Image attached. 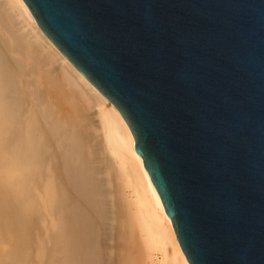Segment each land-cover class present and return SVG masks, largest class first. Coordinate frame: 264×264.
Wrapping results in <instances>:
<instances>
[{
  "label": "water",
  "instance_id": "water-1",
  "mask_svg": "<svg viewBox=\"0 0 264 264\" xmlns=\"http://www.w3.org/2000/svg\"><path fill=\"white\" fill-rule=\"evenodd\" d=\"M118 110L189 264H264V0H23Z\"/></svg>",
  "mask_w": 264,
  "mask_h": 264
},
{
  "label": "bare ground",
  "instance_id": "bare-ground-1",
  "mask_svg": "<svg viewBox=\"0 0 264 264\" xmlns=\"http://www.w3.org/2000/svg\"><path fill=\"white\" fill-rule=\"evenodd\" d=\"M0 179V213L43 236L10 264H189L126 122L23 0H0Z\"/></svg>",
  "mask_w": 264,
  "mask_h": 264
},
{
  "label": "rangeland",
  "instance_id": "rangeland-1",
  "mask_svg": "<svg viewBox=\"0 0 264 264\" xmlns=\"http://www.w3.org/2000/svg\"><path fill=\"white\" fill-rule=\"evenodd\" d=\"M0 180H2V179H0ZM0 205H1V202H0ZM1 206H2V205H1ZM0 209H2L1 211L3 212V206H2V208H0ZM1 211H0V212H1ZM2 212H1V213H2ZM1 213H0V215H1V217H2V215H3L4 213H3V214H1ZM3 216H4V217H7V218L10 217L9 220L12 218L11 216H6V215H3ZM4 217H3V218H0V219H4ZM13 217H14V216H13ZM7 218H6L7 221L4 219L6 222L0 220V231H1V232H0V241H3V242H4V243H3V242L0 243V264H5V262H6L7 264H10L9 261L11 262L14 258L11 260V259H9L8 256H11L13 253H15L14 251H16V250H17V252H18V249H17V248H20V247H19V246H20V243H19V242H23V241H25V238H26V241H27L28 238H30V235H32V234L29 235V232H30L31 230H29L28 228L25 229V227L22 228V229H20V228L17 229L16 226H15V223H14L13 221H11V220L9 221ZM12 220H13V219H12ZM1 221H2V222H1ZM3 222H4V223H3ZM7 222H8V223L10 222V223H12V224L9 223V224H10V225H9V224H7ZM13 223H14V224H13ZM41 224H42V222H41ZM6 225H7V226H6ZM9 226H10V227H9ZM14 227L16 228V230H17L19 233L16 232V230L14 229ZM17 227H18V226H17ZM6 228H7V229H6ZM2 230H3V232H2ZM4 230H5V232H4ZM19 230H24V233H23V234H25L26 230L29 231V232H27V234H26L27 237H25V235H24V239H23V241H22V238H23V237H21V233H20ZM41 230H42V229H41ZM41 230H40V231H41ZM33 231H34V230H32L30 233H32ZM6 232H7V233H6ZM11 232H15L16 234H15V233H12V234H11ZM22 232H23V231H22ZM37 232H38V231H37ZM37 232H36V233H37ZM2 233H4V234H2ZM34 233H35V232H34ZM34 233H33V234H34ZM38 233L41 234V232H38ZM14 234H15V235H14ZM23 234H22V236H23ZM40 234H35V235H37V236L39 237ZM42 234H43V233H42ZM1 235L5 236L6 238L4 237V239H2L3 237H1ZM10 235H11V236H10ZM28 235H29V237H28ZM35 235H32V237H34ZM8 236H9V237H8ZM15 236H16V237H20L19 240L17 239L18 242H17V240L15 241V239H16ZM11 237H13L12 240H11ZM32 237H31V238H32ZM38 237H35V238L39 239ZM14 238H15V239H14ZM31 238H30V239H31ZM35 238H34V241H33V240H30V239H29L28 241H29V242H32V241H33V243H34V242H38V243H39V240L41 241V239L43 238V236L40 237L41 239H39V240H36ZM1 239H2V240H1ZM5 239H6V241H5ZM20 239H21V240H20ZM7 240H9V242H8ZM13 240H14V241H13ZM26 241H25V243H26ZM16 242H17V243H16ZM5 243H6V244H5ZM10 243H14L15 245H14V244H10ZM18 243H19V245H18ZM25 243H24V242L22 243V246H21L20 249H22V250L25 249V247L27 246V245H26L27 243H26V244H25ZM38 243H37V245H36V243L32 244V246H33L32 248H33V249L31 248V250L29 249V247H30V245H31V244H30L28 247H26V250H27V248H28L29 250H28V251H25V254L22 253L21 256L18 255V257H17V256H14V257H15V260L19 258L18 260L20 261V260H21V257H22L23 255H24L23 257H26L25 255H27L28 253H29L30 255H29V256L27 255L26 259L29 258L30 256H33L32 253H30V252H31L32 250H33V251L36 250L35 253H37V251H38ZM4 244H5V245H4ZM7 244H8V245H7ZM17 245H18V246H17ZM35 245H36V246H35ZM15 246L17 247L16 250L12 249V248H15ZM34 246H35V247H34ZM7 247H9V248H7ZM22 247H24V248H22ZM36 247H37V249H36ZM5 248H6V249H5ZM8 249H9V250H8ZM20 249H19V250H20ZM10 250H11V251H10ZM22 250H20V251H21V252H24V251H22ZM5 251H6V252L8 251L9 253H12V254H9L8 252L5 253ZM20 251H19L18 254H20ZM33 251H32V252H33ZM27 252H28V253H27ZM4 253H5V254H4ZM33 254H34V252H33ZM6 255H7V256H6ZM16 255H17V253H16ZM12 257H13V256H12ZM16 257H17V258H16ZM23 257H22V260L24 259ZM1 258H2V259H1ZM4 259H5V260H4ZM7 259L9 260L8 262H7ZM15 260H13V262H14ZM1 261H2V263H1ZM27 261H29V262H26V260H24L25 264H26V263L30 264V261H31V260H27Z\"/></svg>",
  "mask_w": 264,
  "mask_h": 264
}]
</instances>
